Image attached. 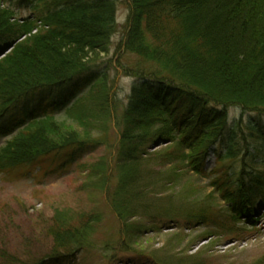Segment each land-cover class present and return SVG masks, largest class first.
<instances>
[{
    "label": "trees",
    "instance_id": "16d2710c",
    "mask_svg": "<svg viewBox=\"0 0 264 264\" xmlns=\"http://www.w3.org/2000/svg\"><path fill=\"white\" fill-rule=\"evenodd\" d=\"M125 1L130 5L125 52L138 57L130 65L136 83L126 116L140 122L123 126L113 165L118 179L126 181L134 168L155 162L176 166L174 184L180 172L205 174L214 150L221 171L243 162L232 175L220 172L215 183L227 191L228 200L240 202V214H251L248 202L256 196L264 201V170L245 162L256 147L254 156L264 169V125L250 123L244 129L229 115L234 108L264 115V0H222L220 6L211 0ZM122 5V0H0V49L18 41L0 58V135L17 132L0 148V174L52 155L67 154L73 161L100 146L65 136L57 119L84 88L106 81L95 63L110 53ZM216 14L225 22L220 31ZM82 99L66 110L67 117ZM102 107L112 112L106 97ZM158 143L157 151L147 150ZM171 209L153 214L177 216L160 219L179 220L178 225L196 223L195 213ZM56 226L54 257L66 258L88 246L85 225Z\"/></svg>",
    "mask_w": 264,
    "mask_h": 264
},
{
    "label": "rangeland",
    "instance_id": "374dc122",
    "mask_svg": "<svg viewBox=\"0 0 264 264\" xmlns=\"http://www.w3.org/2000/svg\"><path fill=\"white\" fill-rule=\"evenodd\" d=\"M211 1L218 6L222 2ZM223 1L227 4L233 0ZM125 2L122 0L118 10L120 28L112 39L110 53L100 55L95 63V69L105 73L107 82L103 79L84 89L57 119L65 136L98 142L100 146L73 161L51 156L34 166L0 174V264H155V259L160 264H264V220L256 224L257 229L262 228L260 231L246 230L238 238L231 235L204 241L206 228L182 229L179 220L160 219L177 216L153 214L159 208H172L183 215L195 213L200 222L219 221L228 207L212 184L222 172L216 168L213 155L206 165L210 177L180 172L181 179L172 184L176 166L162 167L151 162L134 168L133 176L126 181L118 179L119 171L114 166L116 148L125 132L123 126L133 119L140 122L139 117L126 116L136 80L131 66L138 57L125 52L126 30L130 26V5ZM216 15V29L220 31L225 22ZM124 60L129 63L124 65ZM104 97L110 113L102 107ZM81 98L74 114L67 117L66 110ZM134 102L136 110L137 101ZM101 112L104 115H98ZM229 119L232 124L243 123L244 129L250 123L264 125V115H250L235 108ZM115 128L121 129L119 136ZM6 139L0 140V148ZM257 143L261 145V141ZM151 146L147 148L149 152L159 149ZM254 149L245 162L250 166L262 163L260 157L254 156ZM242 163L227 164L225 172L229 170L232 175ZM170 199H174L172 205ZM57 224L85 225L88 246L66 258L54 257Z\"/></svg>",
    "mask_w": 264,
    "mask_h": 264
}]
</instances>
